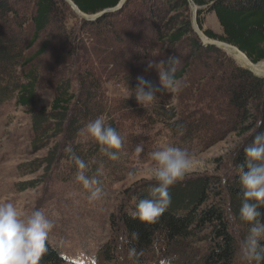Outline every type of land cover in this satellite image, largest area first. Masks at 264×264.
<instances>
[{
  "label": "trees",
  "instance_id": "1",
  "mask_svg": "<svg viewBox=\"0 0 264 264\" xmlns=\"http://www.w3.org/2000/svg\"><path fill=\"white\" fill-rule=\"evenodd\" d=\"M71 1L81 13L95 15L116 7L120 0ZM192 1L198 8L197 25L207 39L237 48L254 65L264 62V0ZM62 7L67 10L62 0H0V104L14 100L30 115V147L34 154L45 151L41 162L46 173L59 169L63 177L76 181L77 168L66 151L71 147L85 161L86 175L101 169L97 178L104 189L109 179L115 181L114 176L126 170L127 155L137 145L158 137L145 133V127L162 125L171 146L179 148L191 144L202 121L208 132L223 121V129L238 135L227 177L184 178L169 189L171 204L157 223H142L128 214L138 199L147 197L150 185L131 191L115 228L120 247L111 241L100 250L96 264H115L118 253L125 251L129 257L130 247L138 253L131 258L134 264L154 262L156 254L165 258L174 253L182 257L181 264L241 262L238 245L250 225L239 218V166L245 160L244 147L256 132H264V79L223 51L202 44L192 29L187 0H128L121 10L93 22L77 17L73 28L67 26ZM209 14L215 17L219 35L203 28V18ZM169 57L178 58L175 78L183 84L189 81L184 99L193 100L192 91L200 93L213 111L207 109L198 120L179 117L172 123L169 92L158 91L157 100L147 108L138 104L132 94L137 78L143 76L159 87L158 72L148 69V63ZM46 79L54 97L49 108L37 109L38 87ZM111 82L121 85L129 97L109 99L104 87ZM99 116L122 137L115 161L91 137L81 141V130ZM39 162L32 163L31 174L39 170ZM257 211L264 223V206ZM134 232L138 240L132 238ZM196 245L205 246L202 257L192 252ZM46 247L40 264H70L50 244Z\"/></svg>",
  "mask_w": 264,
  "mask_h": 264
},
{
  "label": "rangeland",
  "instance_id": "2",
  "mask_svg": "<svg viewBox=\"0 0 264 264\" xmlns=\"http://www.w3.org/2000/svg\"><path fill=\"white\" fill-rule=\"evenodd\" d=\"M65 7L67 10L62 7V13L66 17L67 26L73 28L77 25L78 18L68 5L65 4ZM202 23L204 29L220 34L221 30L212 14L204 16ZM227 56L241 66L239 62ZM44 64H47V61L43 62V66ZM187 82L189 81L185 80V84L180 82V91L169 92L167 105L170 115L175 116L172 123L178 121L179 117L190 121L198 120L202 113H207V109L214 110L209 108L211 105L208 107L207 101L201 98L200 93L192 91L194 99H184L183 89L188 86ZM104 88L109 99L129 97L121 85L111 82ZM53 97L50 80H43L38 87L36 108H49ZM202 123L203 121L199 123L202 127L197 128L191 138V144L181 148L192 156L191 169L184 178L213 176L219 180L224 179L231 169L230 155L238 141V135L223 129L226 125L223 121L219 127L212 128L211 132H208ZM161 129H164L162 125L143 129L150 136L158 137L154 142L142 145L143 151L139 155L135 151L127 155L129 160L124 166L126 170L114 176L115 181L109 179L106 187L103 185L101 198L94 204H89L87 192L79 182L63 177L59 169L45 172V166H42L41 162L46 155L45 151L34 154L30 147L33 139L30 115L17 107L14 100L4 102L0 104V202H11L25 214H30L34 209L42 210L53 224L47 243L67 263L96 264L100 250L111 244V241L115 248L118 245L120 247L121 236H117L115 228L120 225V213L127 205L126 196L139 187L155 183L151 178L153 162L148 153L172 145L169 132L163 130L162 134ZM89 138L82 133L81 141ZM36 161H40V168L31 174L32 163ZM192 252L202 257L205 254V246L196 245ZM117 256L119 257L115 259V264H134L125 251ZM169 257H175L173 264L182 262V257L176 253ZM160 259L163 257L156 254L154 262L143 260L142 264H158Z\"/></svg>",
  "mask_w": 264,
  "mask_h": 264
},
{
  "label": "clouds",
  "instance_id": "3",
  "mask_svg": "<svg viewBox=\"0 0 264 264\" xmlns=\"http://www.w3.org/2000/svg\"><path fill=\"white\" fill-rule=\"evenodd\" d=\"M177 62V57L159 62L149 61L148 69L155 68L158 72L159 87H154L143 76L138 77V85L132 90L138 104L147 108L157 100L158 91H180V82L175 78L174 65ZM81 131L98 143L100 151L110 160L119 159L122 137L116 129L106 124L104 116L89 121ZM66 151L77 168L76 181L86 190L88 203L94 204L102 196L100 180L97 178L101 175V169L89 177L86 175L85 161L71 147L66 148ZM142 151L143 146L137 145V155ZM244 153L245 160L239 166V218L250 227L239 242L238 255L241 264H264V245L260 244L264 239V223L260 221L261 213L257 211L264 206V132H256L252 143L244 147ZM148 157L153 162L151 178L155 183L149 186L147 197L138 199L128 214L134 220L154 224L171 204L169 189L182 181L191 169L192 156L185 149L167 146L148 153ZM52 228V222L42 210L34 209L30 214H25L11 202H0V264H40L47 251L46 244ZM131 235L133 239H139L138 233ZM128 255L130 259L138 257L135 247L129 248ZM174 259L165 257L158 264H173Z\"/></svg>",
  "mask_w": 264,
  "mask_h": 264
},
{
  "label": "water",
  "instance_id": "4",
  "mask_svg": "<svg viewBox=\"0 0 264 264\" xmlns=\"http://www.w3.org/2000/svg\"><path fill=\"white\" fill-rule=\"evenodd\" d=\"M62 1L70 7V9L75 14V16H77L80 20L86 21V22H93V21L97 20L98 18H100L101 16H103L107 13H113V12H117V11L121 10L128 0H120L116 7L112 8V9L104 10L100 13L95 14V15H86V14L81 13L79 11V9L73 4V2L71 0H62ZM187 2L189 4V8L191 11L192 29H193L194 33L197 35V37L200 39V41L202 42L203 45L212 46L216 49H219V50L223 51L224 53H226L227 55H229L233 59L237 53L243 55L247 59V57L244 54H242L237 48H235L231 45H228L226 43H223V42L207 39L203 35V33L200 32L199 27L197 25V9L198 8L195 6V4L193 3L192 0H187ZM237 62H239V61H237ZM239 64H241V66L244 69L248 70L249 72H251L256 77L264 79V70L263 71L255 70V66H258L261 63L254 65L250 62V65H247V64L242 62Z\"/></svg>",
  "mask_w": 264,
  "mask_h": 264
},
{
  "label": "bare ground",
  "instance_id": "5",
  "mask_svg": "<svg viewBox=\"0 0 264 264\" xmlns=\"http://www.w3.org/2000/svg\"><path fill=\"white\" fill-rule=\"evenodd\" d=\"M234 59L235 60H237V61H239V63H245V64H247V65H250V61H248L243 55H241V54H236L235 56H234ZM255 70H257V71H263L264 70V63H261V64H259L258 66H255Z\"/></svg>",
  "mask_w": 264,
  "mask_h": 264
}]
</instances>
